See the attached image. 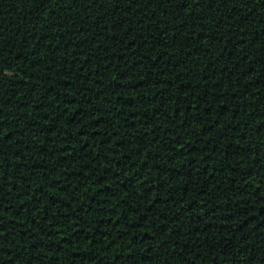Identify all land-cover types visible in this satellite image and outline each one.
<instances>
[{
    "label": "trees",
    "instance_id": "trees-1",
    "mask_svg": "<svg viewBox=\"0 0 264 264\" xmlns=\"http://www.w3.org/2000/svg\"><path fill=\"white\" fill-rule=\"evenodd\" d=\"M0 264H264V0H0Z\"/></svg>",
    "mask_w": 264,
    "mask_h": 264
}]
</instances>
